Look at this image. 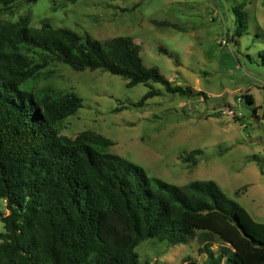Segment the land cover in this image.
<instances>
[{
    "label": "trees",
    "instance_id": "trees-1",
    "mask_svg": "<svg viewBox=\"0 0 264 264\" xmlns=\"http://www.w3.org/2000/svg\"><path fill=\"white\" fill-rule=\"evenodd\" d=\"M35 1L0 0V13L14 3ZM233 9L239 31L246 33L247 13L242 5ZM25 47L77 71L120 75L128 87L158 82L172 94L202 93L146 66L130 36L100 40L48 22L33 27L27 17L0 21V200L8 210L2 216L0 264H139L142 241L159 238L177 245L198 231L207 255L202 264H264V222L215 181L174 184L111 152L113 141L102 134H60L56 122L82 107L83 99L51 86L25 88L41 67ZM160 93L151 88L137 105ZM201 152L193 149L183 159L195 160ZM214 236L223 243L219 251L212 247Z\"/></svg>",
    "mask_w": 264,
    "mask_h": 264
},
{
    "label": "rangeland",
    "instance_id": "rangeland-1",
    "mask_svg": "<svg viewBox=\"0 0 264 264\" xmlns=\"http://www.w3.org/2000/svg\"><path fill=\"white\" fill-rule=\"evenodd\" d=\"M236 5L247 13L246 33L239 31ZM22 17L33 27L48 22L100 40L130 36L146 66L202 92L172 94L158 82L128 87L120 75L77 71L25 47L33 64L41 65L25 88L51 86L83 99L82 107L56 122L60 134H102L113 141L111 152L174 184L213 180L264 222V0H37L0 13L3 22ZM151 88L161 93L138 106ZM193 149L202 152L185 161ZM7 213L2 199L0 233ZM213 240L219 251L222 241ZM202 244L199 231L177 245L146 239L137 246L139 264H202L207 257Z\"/></svg>",
    "mask_w": 264,
    "mask_h": 264
},
{
    "label": "crops",
    "instance_id": "crops-1",
    "mask_svg": "<svg viewBox=\"0 0 264 264\" xmlns=\"http://www.w3.org/2000/svg\"><path fill=\"white\" fill-rule=\"evenodd\" d=\"M253 216V215H252ZM254 217V216H253ZM256 219V218H255ZM257 220V219H256ZM259 221V220H258ZM263 222V221H262Z\"/></svg>",
    "mask_w": 264,
    "mask_h": 264
}]
</instances>
